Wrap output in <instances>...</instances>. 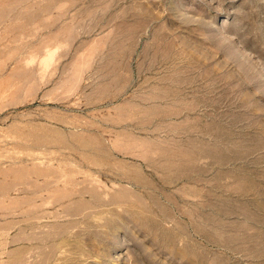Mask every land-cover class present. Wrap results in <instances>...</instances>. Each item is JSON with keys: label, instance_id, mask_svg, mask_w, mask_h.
I'll return each instance as SVG.
<instances>
[{"label": "rangeland", "instance_id": "rangeland-1", "mask_svg": "<svg viewBox=\"0 0 264 264\" xmlns=\"http://www.w3.org/2000/svg\"><path fill=\"white\" fill-rule=\"evenodd\" d=\"M0 264H264V0H0Z\"/></svg>", "mask_w": 264, "mask_h": 264}]
</instances>
